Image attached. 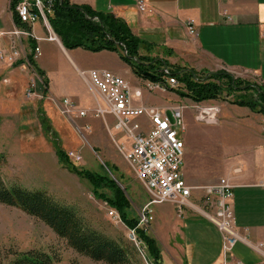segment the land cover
<instances>
[{
  "label": "rangeland",
  "instance_id": "374dc122",
  "mask_svg": "<svg viewBox=\"0 0 264 264\" xmlns=\"http://www.w3.org/2000/svg\"><path fill=\"white\" fill-rule=\"evenodd\" d=\"M7 12L12 18L9 7ZM26 27L30 29L21 30L31 33V38L15 35L14 27L0 32V175L5 185L17 184L28 189L44 190L56 200L75 206L98 230L122 237L133 245L127 234L129 228L107 214L113 208L102 196L112 197L113 188L100 186L96 189L97 195L100 194L97 196L87 179L69 172L55 155L60 150L64 153L75 151L81 160H68L72 165L112 180L127 201L125 211L129 217L137 219L144 205L150 201L125 157L129 151L125 134L114 127L115 120L111 115L104 118L94 116L96 101L88 93L75 67L104 68L102 70L130 82L133 86L132 101L136 107L157 108L165 110L168 115L175 106L182 109L181 126L177 128V133L184 145L183 177L188 186L199 189L213 185L229 173L232 175L229 179L231 183H237L241 180L239 172L234 170L240 166H245L242 171L261 167L264 172V118L256 107L238 105L234 101L238 96L245 101L251 98L257 100L254 88L264 89V82L251 76L234 77L246 82L251 89L232 95L222 92L217 98L199 101L181 97L169 89L149 91L145 88L149 80L133 75L117 53H93L76 48L67 49V56L54 41L53 35L61 43L53 29L48 32L39 22L35 23L33 31L32 26ZM31 45L39 48V53L33 50L34 60L46 71L52 92L65 97L54 98L51 93H44L42 79L26 60L31 53ZM15 50L19 57L10 64L9 57ZM149 57L161 59L154 53H149ZM163 67L171 71L170 66ZM201 72L213 73L202 70L197 75ZM172 89L184 91L179 83ZM72 96L78 98V103L68 99ZM143 98L146 104L142 103ZM64 100L69 103L65 104ZM79 111H84L85 116H77ZM135 121L144 127L149 126L146 118ZM250 180L248 176L242 181ZM195 192L200 194L201 190ZM165 207L163 204L152 205L153 221L146 232L154 239L159 251L161 249L164 264H178L163 245L165 241L171 247L173 241L174 231L169 224L172 219L173 222L178 221L188 212L199 214L194 209L184 208L179 216L176 208H172L170 217L163 216L161 211ZM169 218L172 219L168 223L166 220ZM32 248L57 252L60 260L54 264H106L77 253L38 219L17 208L0 204V264H9L14 252ZM136 259V264L153 261L145 245L142 252L137 250Z\"/></svg>",
  "mask_w": 264,
  "mask_h": 264
},
{
  "label": "crops",
  "instance_id": "0c3cea01",
  "mask_svg": "<svg viewBox=\"0 0 264 264\" xmlns=\"http://www.w3.org/2000/svg\"><path fill=\"white\" fill-rule=\"evenodd\" d=\"M69 1L89 5L97 12L111 13L122 19L143 42L139 51L142 55L154 53L172 65L196 72L222 70L233 77L251 76L264 82V0H144V11L137 8V0ZM8 7V0H0V32L15 26L7 12ZM188 21H192L196 28L194 37L187 34ZM57 44L69 56L59 40ZM36 65L47 78L43 91L51 93L54 98L65 97L52 92L46 71ZM75 68L88 93L93 95L86 75L81 73L104 68ZM130 86L133 89L131 83ZM68 99L78 103L75 96ZM142 101L145 103L144 98ZM244 168L240 166L234 170L239 172L241 180L237 183H231L230 173L222 178L234 185L232 205L239 233L250 241L262 240L264 187L258 183L264 178V172L261 167L242 171ZM248 176L251 177L250 182L242 181ZM163 205L166 207L161 213L170 217L175 206L169 203ZM172 218L166 222L169 223ZM173 221L169 224L174 231L171 247L164 243L163 237L161 240L175 263L222 264L225 260L227 264H235L236 260H240L242 264H258L257 253L242 243H237L231 251L223 253L220 233L199 215L188 212L180 220ZM161 260L164 264L163 257Z\"/></svg>",
  "mask_w": 264,
  "mask_h": 264
},
{
  "label": "trees",
  "instance_id": "16d2710c",
  "mask_svg": "<svg viewBox=\"0 0 264 264\" xmlns=\"http://www.w3.org/2000/svg\"><path fill=\"white\" fill-rule=\"evenodd\" d=\"M16 1L10 0L9 9L14 24L20 25L14 12ZM52 7L49 23L66 50L81 48L93 53L115 52L129 66L133 75L151 82H163L162 68L165 65L170 66L171 75L183 85L184 91L169 87L168 89L176 91L181 97L195 101L217 98L222 92L232 95L251 89L243 80L223 71L206 74L201 72L202 74L198 76L193 69L171 66L164 60L140 54L143 42L131 32L126 22L111 13L97 12L89 5L73 4L69 0H54ZM24 28L30 29L26 26ZM34 48L35 46L31 45V53L27 55L26 60L46 86L47 78L34 60ZM254 89L258 94L257 100L250 97L252 100L249 98L250 101H245L238 96L239 98L234 101L238 105L256 107L257 112L264 118V89ZM56 155L59 163L65 165L69 172L87 179L96 195L98 194L96 189L100 186L113 188L112 197L102 196V198L117 211L121 222L127 228L135 229L153 261L162 264L160 251L154 239L145 230L136 227L137 219L128 216L125 211L127 201L114 182L106 176L72 165L64 151L60 150ZM0 204L17 208L38 219L58 237L64 239L69 247L94 261H102L106 264L137 263V250L129 241L98 230L75 206L56 200L44 190L28 189L17 184L7 186L0 175ZM59 260L60 256L57 252L32 248L14 252L9 264H54Z\"/></svg>",
  "mask_w": 264,
  "mask_h": 264
},
{
  "label": "built area",
  "instance_id": "2783aa9c",
  "mask_svg": "<svg viewBox=\"0 0 264 264\" xmlns=\"http://www.w3.org/2000/svg\"><path fill=\"white\" fill-rule=\"evenodd\" d=\"M53 1L17 0L14 12L20 25L14 26V34L30 37L31 33H26L21 28L25 29L24 26H32L38 22L44 30L51 32L49 16L53 12ZM136 5L140 11L146 9L144 0H137ZM186 31L188 36H196L192 21L187 22ZM53 38L55 39L54 35ZM34 51L39 53V48L35 47ZM18 57V51H13L9 63L13 64ZM81 75H86L96 101L94 116L104 118L111 115L115 120L114 127L125 134L126 141L129 142V151L125 157L150 198L138 214L136 227L146 231L153 221L152 205L155 204H172L179 216L184 208L194 209L220 233L223 253L231 251L237 243H242L257 253L258 264H264V239L250 241L241 235L236 227L232 205L234 186L225 178L199 189L186 184L182 162L184 145L177 133V128L181 126L182 109L175 106L168 115L165 110L134 106L133 89L129 82L110 71L91 69ZM162 78L163 82L146 81L145 88L153 91L177 87L178 81L171 75L169 68L163 67ZM64 103L69 102L64 100ZM85 114L84 111H79L77 116ZM141 117L148 120V128L135 121ZM65 156L74 162L81 160V156L75 151H65ZM258 184L264 187V179ZM196 190H201V193H196ZM107 214L111 219L121 221L116 210L109 209ZM127 234L136 249L142 252L144 245L136 235L135 229H128ZM147 264L155 262L149 260ZM222 264L227 262L224 260ZM235 264H242V261L236 260Z\"/></svg>",
  "mask_w": 264,
  "mask_h": 264
},
{
  "label": "bare ground",
  "instance_id": "6f19581e",
  "mask_svg": "<svg viewBox=\"0 0 264 264\" xmlns=\"http://www.w3.org/2000/svg\"><path fill=\"white\" fill-rule=\"evenodd\" d=\"M58 39L57 38H55V40L54 41H57Z\"/></svg>",
  "mask_w": 264,
  "mask_h": 264
}]
</instances>
